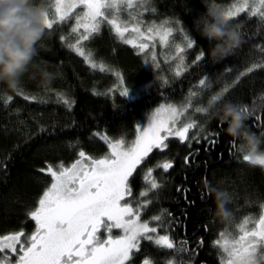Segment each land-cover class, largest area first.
Segmentation results:
<instances>
[{
    "label": "trees",
    "instance_id": "1",
    "mask_svg": "<svg viewBox=\"0 0 264 264\" xmlns=\"http://www.w3.org/2000/svg\"><path fill=\"white\" fill-rule=\"evenodd\" d=\"M54 2L48 0V11ZM137 3L142 21L172 30L167 44L145 40L149 47L140 52L102 19L104 25L99 31L89 40L80 41L79 47L85 53L81 56L70 46L77 44L79 37L72 32L69 21L55 20L53 28L45 29L34 57V63L52 73L50 82L42 85L39 78L25 75L15 92H6L0 86V238L21 230L25 234L35 231L29 213L38 207V200L52 183V178L40 169L49 165L55 169L61 165L71 167L80 159V151L90 158L107 156L108 141L131 143L138 133L137 126H143L152 111L172 105L187 109L179 127L193 121L197 124L188 133L191 147L189 141L181 143L169 137L167 149H153L130 178V201L135 205L133 197L143 202L158 193L141 211V220L156 226L159 222L151 217L166 209L171 213L164 217L168 223L149 235H169L177 248L181 241H187V251L177 253L141 238L140 250L133 251L130 264H144L146 260L149 264H221L226 254L214 244L221 239L219 233L227 230L233 234L229 239L234 238L245 219L251 228L264 210V166L243 161L247 153L238 150L240 141L224 133L227 125H223L218 138L210 135L217 131L218 124L211 118V110L224 102L246 105L253 111L247 126L260 139L258 151L264 153V19L259 13L251 15L259 0ZM244 4L247 8L229 20L241 35V46L229 58L213 64L207 59L211 45L200 35L198 18L208 8L224 13ZM119 9L118 14L128 12L124 4ZM189 39L198 42L192 49L187 48ZM170 44L176 47L170 50ZM179 48L184 50L175 57ZM201 51L205 57L196 61ZM201 79H205L203 86L199 84ZM125 89L128 95L122 96ZM221 93V101L209 107L213 96ZM197 107L209 111L198 113ZM193 133L199 142L191 140ZM205 136L216 139V143H209ZM169 161L173 167L168 172L156 167ZM148 168L153 169V178L161 188L149 192L148 197H139L148 187L143 180ZM205 185L228 194L230 223L214 215V197ZM177 187L182 191L178 192Z\"/></svg>",
    "mask_w": 264,
    "mask_h": 264
},
{
    "label": "snow or ice",
    "instance_id": "2",
    "mask_svg": "<svg viewBox=\"0 0 264 264\" xmlns=\"http://www.w3.org/2000/svg\"><path fill=\"white\" fill-rule=\"evenodd\" d=\"M121 2L123 0H56L55 12L60 21H64L72 10L81 5L86 9L82 16L77 17L76 26L72 28L73 33L78 32L80 28L84 30L77 44L70 45L79 55H85L79 47L80 41L89 40V34L98 32L101 20L106 19L104 10H118V4ZM126 2L128 8L133 7V0H126ZM246 8L247 4H244L236 7L234 11L228 10L223 13L224 18L229 21ZM261 8H264V0H259L258 5L253 7L251 15L256 16L259 13L264 19ZM53 23L54 21L48 18L47 12L44 18L45 28H53ZM107 23L121 38H124L125 33L128 32L136 33L138 38L149 41L159 36L161 44H167L172 31L169 28L160 32L150 27L148 34H145L139 26L131 28L122 26L116 19H107ZM124 42L138 47L140 52H144L149 47L147 43H138L137 39H125ZM197 43L189 39L187 48L192 49ZM183 50V48L178 49L179 52ZM261 51H264V48ZM204 57L205 53L201 51L196 56V61H201ZM92 67L95 65L93 64ZM248 71L252 69L249 68ZM179 74L177 72V75ZM199 84L205 85V79H201ZM128 91L125 89L121 95L127 96ZM221 96L222 93L213 96L209 107L221 101ZM186 110V108L178 109L172 105H161L149 117V126L143 130L137 126L138 135L131 145L125 146L122 140L108 141L111 152L103 158H90L85 152L80 151V159L71 167L61 165L59 169H55L49 165L40 169L52 178V183L38 200V207L29 213L30 219L35 222V231L30 236H26L21 230L0 238V254H4L0 255V264H126L132 260L133 251L140 250L141 238L154 241L162 248L175 249L177 253L187 251V241H181L177 248L169 235L155 237L149 235L157 233L168 223L164 217L170 216L171 213H168L166 209L151 217V220L159 222L156 226L141 222V211L147 209L158 193L154 192L152 199H145L143 202L133 197L136 200L135 206L132 201L125 199L133 195L130 178L153 149L161 151L167 149L166 141L169 137H175L181 143L189 141V147H191L188 133L197 127L196 122L175 127ZM207 110L202 107L195 109L198 113H204ZM222 131L223 125L218 123L217 131L210 135L218 138ZM204 139L213 145L216 143V139H209V136H205ZM191 140L199 142L196 133H193ZM230 143L235 147V141ZM238 150L243 151L242 148ZM242 159L253 165L264 166V155L244 154ZM187 162L186 157L185 163ZM156 167L168 172L173 164L169 161L163 164L158 163ZM143 180L147 182L148 187L139 193V197H148L149 192L161 188V185L153 178L152 168L147 169ZM177 191L181 192L182 189L177 187ZM183 191L188 190L183 189ZM201 198L204 199L203 194ZM248 224L249 220L245 219L239 225V235L231 239L229 237L233 234L227 230L219 233L221 239L214 241V244L226 254L221 264H264V215H261L251 228ZM102 227L109 233L112 228L120 229L123 235L116 239H113L111 235L104 240L98 239L97 233ZM200 243L202 244L203 240ZM18 245L19 248H17ZM6 250L11 255L5 254ZM17 255L18 258L13 261L11 257ZM144 264L149 262L146 260Z\"/></svg>",
    "mask_w": 264,
    "mask_h": 264
},
{
    "label": "clouds",
    "instance_id": "3",
    "mask_svg": "<svg viewBox=\"0 0 264 264\" xmlns=\"http://www.w3.org/2000/svg\"><path fill=\"white\" fill-rule=\"evenodd\" d=\"M47 11L48 0H0V86L4 91H17L25 75L33 80L39 78L42 85L50 82L52 73L34 63L37 46L45 36ZM197 23L201 37L211 45L207 59L213 64L229 58L241 46L238 29L224 18L222 11L208 8ZM252 115L249 107L231 102L210 111L211 118L227 125L224 133L240 141L247 154L264 155L258 151L260 139L247 126ZM205 187L214 197V215L221 222L230 223L232 213L227 208L226 193L210 185Z\"/></svg>",
    "mask_w": 264,
    "mask_h": 264
},
{
    "label": "rangeland",
    "instance_id": "4",
    "mask_svg": "<svg viewBox=\"0 0 264 264\" xmlns=\"http://www.w3.org/2000/svg\"><path fill=\"white\" fill-rule=\"evenodd\" d=\"M139 0H133V7L132 8H128L127 7V2H126V0H123V2H121V3H119L118 4V9L120 8V6L122 5V4H124L125 6H126V8L128 9V12H126V13H119L118 14V12H117V9H105L104 11H105V17L107 18L108 17V19H116L119 23H121V25L122 26H127V27H129V28H131V27H133V26H139L140 27V29H141V31L142 32H144L145 34H148V28H153L154 30H159L160 32H163V31H165V30H163V29H161V27L158 25V23H152V22H150V21H142V19L140 18V16L138 15V7L137 6H139V4L137 3ZM141 1V0H140ZM147 1L148 0H142V5H146L147 4ZM55 2H56V0H55ZM55 2H54V6H53V8H52V10H50V11H48V18L50 19V20H53V21H57V20H59L58 19V16H57V14H56V12H55ZM137 3V4H136ZM135 7V8H134ZM120 10V9H119ZM86 11V9L81 5L80 7H77V8H75L74 10H72L70 13H69V15L65 18V20L64 21H69V25H70V27L71 28H73V27H75L76 26V19H77V17L78 16H82L83 15V13ZM104 21H107L106 19H103ZM60 21V20H59ZM103 21H101L100 22V28L104 25L103 23H102ZM102 23V24H101ZM141 25H144V28L142 29L141 28ZM114 30V29H113ZM115 31V30H114ZM84 34V30H83V28H80L79 29V31L78 32H76V35H77V37H79L80 38V36L81 35H83ZM94 33H91V34H89V35H93ZM120 37V36H119ZM121 38V37H120ZM169 38H172V36L170 37V35H169V37H168V39ZM123 40H125V39H137V42L138 43H145V40H143V39H140V38H138L137 37V34L136 33H132V32H128V33H125V37L124 38H122ZM154 40H159L160 41V39H159V36H156V38L154 39ZM154 40H150V41H154ZM163 45H165V44H163ZM132 46V45H131ZM174 47H176L175 46V44H170L169 45V49L171 50V49H174ZM175 55V57H178V55L180 54V52L178 51V49H176V51H175V53H174ZM157 109V108H156ZM155 109V110H156ZM155 110L154 111H152V113H154L155 112ZM152 113L148 116V118L145 120V122H144V124H143V126H141L140 128H141V130H143L144 128H146L147 126H149V123H150V121H149V117L152 115ZM180 121L182 122L183 121V119L181 118V116H180V118H179V120L177 121V123H176V125H175V127H179V123H180ZM178 125V126H177ZM138 135V133H136V136ZM136 136H135V138L133 139V141L131 142V143H129V144H126V143H124L125 144V146H129V145H131L134 141H135V139H136ZM128 143V142H127ZM110 152H111V150H109L108 151V154L107 155H110ZM103 158V157H102ZM97 159H99V158H97ZM85 163H87V162H85ZM126 200H129L130 201V197H126ZM122 203V202H121ZM124 203V202H123ZM132 203H133V200H132ZM133 206H135L134 205V203H133ZM261 215H264V210L262 211V213H261ZM260 215V216H261ZM260 216H259V218H260ZM141 218V217H140ZM258 218V219H259ZM141 222H144V221H142L141 220ZM31 234H33V233H31ZM30 233L28 234H25L26 236H30L31 235ZM109 235H111V237L113 238V239H116V238H119L120 236H122L123 235V232H122V230H120V229H117V228H112V230H111V232L109 233L105 228H101L100 229V231L97 233V237H98V239H101V240H104V239H107L108 238V236ZM239 235V233L237 234V236ZM22 239H23V237H22ZM17 248H19V245L17 246ZM135 251V250H134ZM5 254H7V255H11L10 253H7V250H6V252H5ZM1 255H4V254H1ZM12 258V260L13 261H15L17 258H18V255L17 256H12L11 257ZM126 264H130V261H128V262H126Z\"/></svg>",
    "mask_w": 264,
    "mask_h": 264
},
{
    "label": "bare ground",
    "instance_id": "5",
    "mask_svg": "<svg viewBox=\"0 0 264 264\" xmlns=\"http://www.w3.org/2000/svg\"><path fill=\"white\" fill-rule=\"evenodd\" d=\"M178 126V125H177ZM122 202V201H121ZM5 236V235H4Z\"/></svg>",
    "mask_w": 264,
    "mask_h": 264
}]
</instances>
